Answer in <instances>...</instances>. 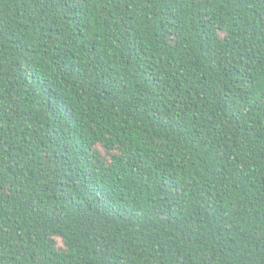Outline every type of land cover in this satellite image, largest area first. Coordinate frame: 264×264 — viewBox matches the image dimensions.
<instances>
[{
    "label": "trees",
    "instance_id": "trees-1",
    "mask_svg": "<svg viewBox=\"0 0 264 264\" xmlns=\"http://www.w3.org/2000/svg\"><path fill=\"white\" fill-rule=\"evenodd\" d=\"M0 264H264V0H0Z\"/></svg>",
    "mask_w": 264,
    "mask_h": 264
}]
</instances>
